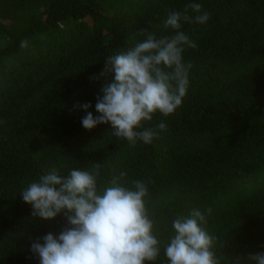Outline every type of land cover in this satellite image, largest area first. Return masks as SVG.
Listing matches in <instances>:
<instances>
[{"label":"trees","instance_id":"1","mask_svg":"<svg viewBox=\"0 0 264 264\" xmlns=\"http://www.w3.org/2000/svg\"><path fill=\"white\" fill-rule=\"evenodd\" d=\"M189 3L210 19L182 22L197 45L183 53L189 88L175 114L145 122L158 137L132 147L110 124L84 129L77 106L98 114L113 75H100L105 58L146 39L141 29L173 35L167 11ZM96 163L101 186L120 172L127 186L153 181L146 201L162 245L176 215L211 207L207 230L227 245L222 264L264 252V0H0V264H39L31 242L66 223L33 217L21 191L53 168ZM156 264H166L163 251Z\"/></svg>","mask_w":264,"mask_h":264},{"label":"clouds","instance_id":"2","mask_svg":"<svg viewBox=\"0 0 264 264\" xmlns=\"http://www.w3.org/2000/svg\"><path fill=\"white\" fill-rule=\"evenodd\" d=\"M201 8L189 3L184 12L168 10L164 27L173 35L158 38L141 29L146 39L105 58L100 75H113L96 96L98 114L88 111L90 103L77 106L86 113L81 120L84 129L110 124L112 135L132 147L138 142L151 144L158 137L145 122L157 113L175 114L187 95L192 64L184 62L183 53L197 45L181 30L182 22L206 24L210 14ZM189 9L197 15L190 16ZM27 46V40L20 42L21 48ZM156 128L166 131L167 125L161 121ZM99 169V163L90 170L70 168L67 174L53 168L21 191L33 217L51 220L62 215L66 221L58 235L49 232L31 242L30 251L39 264H156L162 251L166 264H222L227 245L207 230L211 207L206 214L193 208L187 215H176L172 235L162 245L146 201L153 181L133 179L127 186L121 182L127 173L120 172L101 186ZM244 259L264 264V252L238 256L232 264Z\"/></svg>","mask_w":264,"mask_h":264}]
</instances>
